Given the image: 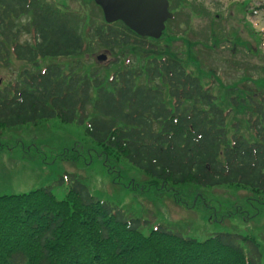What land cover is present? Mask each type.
I'll return each instance as SVG.
<instances>
[{
	"label": "trees",
	"instance_id": "obj_1",
	"mask_svg": "<svg viewBox=\"0 0 264 264\" xmlns=\"http://www.w3.org/2000/svg\"><path fill=\"white\" fill-rule=\"evenodd\" d=\"M158 42L122 21L79 27L53 0H0V67L13 56L35 66L21 71L13 94L0 91V130L87 117L86 132L102 152L141 168L148 188L171 190L182 202L183 190L195 186L241 187L264 204V104L245 105L252 138L230 135L227 112L200 79L177 58L153 56ZM98 46L114 60L79 67ZM46 57L58 62L42 67ZM0 264L262 263L235 233L204 240L164 227L145 233L140 220L84 189L60 199L41 187L0 195Z\"/></svg>",
	"mask_w": 264,
	"mask_h": 264
},
{
	"label": "rangeland",
	"instance_id": "obj_2",
	"mask_svg": "<svg viewBox=\"0 0 264 264\" xmlns=\"http://www.w3.org/2000/svg\"><path fill=\"white\" fill-rule=\"evenodd\" d=\"M53 1L70 11L79 27L82 20L90 19L94 27L106 22L94 0ZM187 1L193 7L182 0L174 2L176 16L157 39L160 49L153 56L179 59L227 112L229 134L239 132L252 138L253 129L244 113L250 101L264 104V0ZM249 8L256 13L248 12ZM91 51L78 63L82 69L105 53L99 46ZM125 59L131 62L132 56ZM52 61L58 62L51 57L40 59L41 65ZM25 68L35 66L14 56L9 66L0 67V91L13 94L12 83L21 84L19 76ZM82 119L65 122L57 116L37 125L0 130V195L47 187L63 199L73 187L84 189L115 211L140 220L145 233L164 227L200 240L215 233H235L245 251L264 264V204L252 191L195 186L184 189L183 201L177 202L171 190L148 188L149 177L138 166L105 155L86 132L87 117Z\"/></svg>",
	"mask_w": 264,
	"mask_h": 264
},
{
	"label": "water",
	"instance_id": "obj_3",
	"mask_svg": "<svg viewBox=\"0 0 264 264\" xmlns=\"http://www.w3.org/2000/svg\"><path fill=\"white\" fill-rule=\"evenodd\" d=\"M104 11L107 22L123 20L142 36L161 37L165 21L173 17L168 0H95ZM106 54L98 59L105 60Z\"/></svg>",
	"mask_w": 264,
	"mask_h": 264
},
{
	"label": "flooded vegetation",
	"instance_id": "obj_4",
	"mask_svg": "<svg viewBox=\"0 0 264 264\" xmlns=\"http://www.w3.org/2000/svg\"><path fill=\"white\" fill-rule=\"evenodd\" d=\"M166 26H167V22H166Z\"/></svg>",
	"mask_w": 264,
	"mask_h": 264
}]
</instances>
